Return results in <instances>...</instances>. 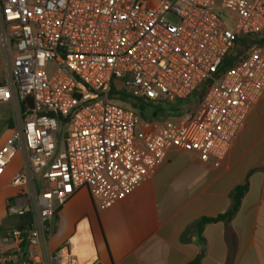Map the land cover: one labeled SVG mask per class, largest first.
I'll list each match as a JSON object with an SVG mask.
<instances>
[{
    "label": "built area",
    "instance_id": "2783aa9c",
    "mask_svg": "<svg viewBox=\"0 0 264 264\" xmlns=\"http://www.w3.org/2000/svg\"><path fill=\"white\" fill-rule=\"evenodd\" d=\"M249 35L255 39L241 48ZM259 37L264 0H0V69L11 61L0 105L13 106L0 176L20 159L7 215L32 218L30 228L7 229L0 242L41 250L43 260L24 264H79L71 244L54 253L47 246L55 213L78 190L106 210L134 192L170 147L219 166L264 96ZM234 50L238 60L225 66ZM204 85L198 109L174 125L159 116L149 122L133 106L168 109ZM16 259L0 252V264Z\"/></svg>",
    "mask_w": 264,
    "mask_h": 264
},
{
    "label": "crops",
    "instance_id": "0c3cea01",
    "mask_svg": "<svg viewBox=\"0 0 264 264\" xmlns=\"http://www.w3.org/2000/svg\"><path fill=\"white\" fill-rule=\"evenodd\" d=\"M19 165L14 160L0 176V230L11 226L7 204L17 194L11 180ZM248 177L249 190L229 226H206L204 245L193 230L182 241L199 219L227 212L232 191ZM65 244L72 245L79 264H189L202 252L199 264H264V96L219 166L170 147L134 192L106 210L95 207L86 189L78 190L60 208L57 230L47 241L50 253ZM0 252L16 255L7 264L44 259L28 243L0 242Z\"/></svg>",
    "mask_w": 264,
    "mask_h": 264
},
{
    "label": "trees",
    "instance_id": "16d2710c",
    "mask_svg": "<svg viewBox=\"0 0 264 264\" xmlns=\"http://www.w3.org/2000/svg\"><path fill=\"white\" fill-rule=\"evenodd\" d=\"M254 36H247L244 38H241L239 41V45L241 48L245 49L246 47H248V45L250 44L251 40H254ZM257 41L263 42L264 38H257ZM237 54V55H236ZM238 54H239V50H234L232 57H229L226 62H225V66H229L232 65L234 62H236L238 60ZM206 91V85L202 86L197 92L196 94L190 98L187 102L185 103H176L175 105H172L170 107H168L167 110H161L159 112H155L153 114V116L155 118H158V115L160 113H165V114H169V115H177L178 117L185 114V113H190V112H194L193 108H198L200 106V103L202 101V98L204 96V93ZM193 99H195V105H193L192 101ZM183 105H186L187 108L186 110H182L181 107ZM134 107H136L138 110H140L141 115L144 117V113L148 110L151 109L150 105H146L143 103H134L133 104ZM185 112V113H183ZM183 113V114H182ZM12 126V122H9V128ZM254 173L251 172L249 177ZM249 177L247 178V180L245 181L244 184L237 186L231 193L230 195V199H231V206L228 209L227 212L220 214L216 217H203L201 219H199L198 221H196L190 228H188L185 233L182 236V241L186 242L187 241V235L189 234V232L191 230L194 231V233L197 235V239L198 241L204 245L205 240L203 238V232L204 229L206 228V226L210 225V224H214V223H219V222H223L226 226H229V224L231 223V221L234 219V217L237 215L241 204H242V200L245 196V194L248 192L249 190ZM60 209L55 213V218H54V223L52 226V229L50 231V235L52 236L56 230H57V224H58V214H59ZM11 220V228H18V229H27L30 228L32 225V218H31V214L27 213L24 216H19V217H10ZM2 232H5V229H1L0 230V235ZM50 236V237H51ZM204 256V252H202L193 262L189 263V264H199L200 261L202 260Z\"/></svg>",
    "mask_w": 264,
    "mask_h": 264
},
{
    "label": "rangeland",
    "instance_id": "374dc122",
    "mask_svg": "<svg viewBox=\"0 0 264 264\" xmlns=\"http://www.w3.org/2000/svg\"><path fill=\"white\" fill-rule=\"evenodd\" d=\"M220 3V0H217V4ZM222 19L226 22V24L229 27H232V22L230 21L228 15L226 12H222L221 14ZM11 69V61L6 60L5 61V67L0 69V81H4L5 78L7 77L6 75L10 72ZM195 99H193V105H195ZM161 105H153L151 106V109L146 111L144 113V119L149 121V122H156L157 119L153 116V110L154 108H159L162 110H167L166 107H163ZM187 106L183 105L181 107L182 110H186ZM198 108H193L194 111H196ZM185 113V112H183ZM182 113V114H183ZM166 115V114H165ZM177 115H169L167 114L164 118H162V121H167L169 123H172L173 125L175 124V118H177ZM9 122H13V106L12 105H0V141L2 140V137L7 134L8 128H9ZM20 163V159L17 158L15 160V164L18 165ZM15 166V165H14Z\"/></svg>",
    "mask_w": 264,
    "mask_h": 264
},
{
    "label": "water",
    "instance_id": "95a60500",
    "mask_svg": "<svg viewBox=\"0 0 264 264\" xmlns=\"http://www.w3.org/2000/svg\"><path fill=\"white\" fill-rule=\"evenodd\" d=\"M165 115V113H162L161 115H160V117H162V116H164Z\"/></svg>",
    "mask_w": 264,
    "mask_h": 264
}]
</instances>
